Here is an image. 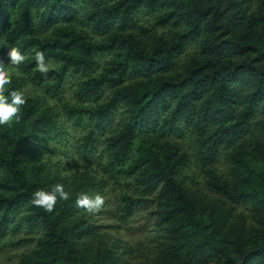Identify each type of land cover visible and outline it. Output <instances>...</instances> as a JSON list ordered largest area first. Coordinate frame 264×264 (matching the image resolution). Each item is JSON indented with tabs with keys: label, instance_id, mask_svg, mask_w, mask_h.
Returning a JSON list of instances; mask_svg holds the SVG:
<instances>
[{
	"label": "trees",
	"instance_id": "obj_1",
	"mask_svg": "<svg viewBox=\"0 0 264 264\" xmlns=\"http://www.w3.org/2000/svg\"><path fill=\"white\" fill-rule=\"evenodd\" d=\"M0 60L27 98L0 125V250L23 248L0 264H264V0H0ZM55 183L70 200L30 203ZM110 188L120 223L156 205L155 256L117 255L74 204Z\"/></svg>",
	"mask_w": 264,
	"mask_h": 264
},
{
	"label": "rangeland",
	"instance_id": "obj_2",
	"mask_svg": "<svg viewBox=\"0 0 264 264\" xmlns=\"http://www.w3.org/2000/svg\"><path fill=\"white\" fill-rule=\"evenodd\" d=\"M153 17H155L154 12L140 11L137 15V22L138 24H148L149 20L152 21ZM66 87V95L68 97L74 95L77 91V80L74 78L69 79ZM75 119H70L67 122L68 136L73 141L79 139L87 127L83 119ZM60 142L55 140L51 141L50 148L43 152V157L47 159L49 157L66 158L72 162L74 157H72L71 147H64ZM55 154L56 156H53ZM96 193H99L105 199L102 211L95 214L85 212L84 215L89 222L100 226L96 231L100 234H105L103 241L107 242V246L112 248L113 252L117 255L129 260L142 261L146 257L151 258L155 256L158 252L159 242L163 234L158 223L156 205H143L136 210L134 216L129 221L120 223L114 215L116 190L110 188L106 191H95L92 195ZM239 210L244 209L240 207L237 211L239 212ZM92 243L94 245L92 253H94L98 242L87 240L85 244ZM129 246L132 248L130 249ZM22 249V247L8 251L2 249L0 250V256L2 259H10L11 262H16L19 257V252Z\"/></svg>",
	"mask_w": 264,
	"mask_h": 264
},
{
	"label": "clouds",
	"instance_id": "obj_3",
	"mask_svg": "<svg viewBox=\"0 0 264 264\" xmlns=\"http://www.w3.org/2000/svg\"><path fill=\"white\" fill-rule=\"evenodd\" d=\"M10 63L14 66L21 65L26 56L17 48L9 50ZM36 70L46 75L49 72V67L45 63V56L42 51L35 53ZM11 83L9 73L6 71L4 61L0 60V125H11L14 118L19 116L20 109L27 102L22 91L13 89L5 95V85ZM10 97V99H9ZM68 201L71 199V193L65 190L62 183H55L51 186V191L43 189L37 190L30 201L32 205L44 209L46 212H53L57 201ZM74 204L77 208L83 209L89 214H95L102 211L105 199L99 193L89 195L88 193H80L75 198Z\"/></svg>",
	"mask_w": 264,
	"mask_h": 264
}]
</instances>
